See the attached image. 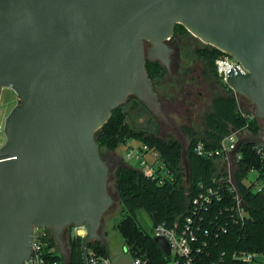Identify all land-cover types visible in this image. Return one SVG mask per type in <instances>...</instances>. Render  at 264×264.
<instances>
[{
	"label": "water",
	"instance_id": "obj_1",
	"mask_svg": "<svg viewBox=\"0 0 264 264\" xmlns=\"http://www.w3.org/2000/svg\"><path fill=\"white\" fill-rule=\"evenodd\" d=\"M177 23L243 64L247 71L230 68L227 82L264 119V0H0V86L19 97L0 147V264L30 255L35 226L51 228L68 264L70 224L87 226V261L115 201L114 158L98 143L113 110L136 97L178 130L146 66L170 70ZM242 144L264 148V133L238 134L233 169ZM155 241L170 254L165 237Z\"/></svg>",
	"mask_w": 264,
	"mask_h": 264
},
{
	"label": "trees",
	"instance_id": "obj_2",
	"mask_svg": "<svg viewBox=\"0 0 264 264\" xmlns=\"http://www.w3.org/2000/svg\"><path fill=\"white\" fill-rule=\"evenodd\" d=\"M179 27L187 30L183 24L177 23L175 31L179 35H181ZM195 52L197 57L204 62L203 73L206 79L219 83L223 91H216L213 94L209 107L202 114L203 128L201 130L187 122L179 127L187 138L185 155L187 167L184 165V144L180 138L173 133L161 135L159 132L162 128L158 129V132H153L132 127L126 120L122 104L113 110L98 138L100 151L101 147L115 151L121 144H127V148L133 144L128 142L129 140H137L140 142L139 145L147 144L151 149L159 152L166 167L173 175V180L167 179L160 184L158 180L148 177L140 168L128 163L121 162L114 168V184L122 213V218L118 223L119 230L131 250L138 253L134 257H144L148 260V264H165L168 257L155 241L153 233L143 230L139 225L137 211L145 210L152 220L153 227L159 222H165L169 226H178L189 213L192 199L201 190L214 184L216 177L228 173L222 157L208 158L198 155L194 150L195 145L202 141L205 147L216 149L233 130H239L241 134L260 135L264 133L263 120L255 116L252 118L244 116L243 112H250V108L242 104L241 98L237 96L234 89L217 73L216 59L228 53L207 43L197 48ZM146 66L157 89L168 70L159 61L147 60ZM137 100L148 110L139 99ZM238 150L241 157L236 161L233 177L249 213V218L243 225L231 224L229 226L228 232L211 245L210 254L203 255L205 264H211L212 260L222 251L227 254L228 264H242L231 259L234 251L264 252L263 162L253 144H242ZM253 169L258 170V179L263 182L259 186L247 181ZM225 199L227 201L230 199L227 191H225ZM89 245L109 255L106 244L101 240H93ZM141 247L145 250L144 254H142ZM68 250V264H85L81 237H69Z\"/></svg>",
	"mask_w": 264,
	"mask_h": 264
},
{
	"label": "built area",
	"instance_id": "obj_3",
	"mask_svg": "<svg viewBox=\"0 0 264 264\" xmlns=\"http://www.w3.org/2000/svg\"><path fill=\"white\" fill-rule=\"evenodd\" d=\"M238 66L242 72H246L243 64L231 54L221 56L216 59V69L218 75L227 82V71ZM230 86V85H229ZM231 87V86H230ZM235 91V90H234ZM237 96L242 98L236 91ZM2 90H0V101ZM244 116L252 118L250 112H243ZM239 130H233L226 136L221 145L216 148H207L202 141H199L194 150L203 157H222L226 164L228 173L216 177L214 184L204 188L192 199L189 213L178 226H169L165 222L154 225L152 231L155 236L165 237L171 248L170 254H166L168 260L165 264H205L204 254H210L211 245L219 240L221 236L228 232L231 224L243 225L249 218V213L245 203L238 191L233 177V161L231 150L238 139ZM6 139L4 132V122H0V147ZM256 152L260 155L264 166V148L254 145ZM126 160H136L140 169L150 178L158 180L162 184L167 179L173 180V175L168 170L165 162L157 150L151 149L147 144L135 146L131 144L126 148ZM241 157L239 150L236 151L235 159ZM235 167V166H234ZM256 170V169H253ZM252 170V171H253ZM258 171V170H256ZM259 173V172H258ZM227 191L230 199H225ZM87 233L86 224L68 225L62 234L67 244L69 237H83ZM261 253L253 251L238 250L231 254V259L239 263H252ZM69 255V250H68ZM69 260V257H68ZM66 258L58 248L50 227H34L33 242L30 255L20 264H65ZM85 264H114L110 255L99 252L90 245L87 249V261ZM133 264H148V260L141 256L134 257ZM211 264H228L227 254L222 251Z\"/></svg>",
	"mask_w": 264,
	"mask_h": 264
},
{
	"label": "rangeland",
	"instance_id": "obj_4",
	"mask_svg": "<svg viewBox=\"0 0 264 264\" xmlns=\"http://www.w3.org/2000/svg\"><path fill=\"white\" fill-rule=\"evenodd\" d=\"M187 29V28H186ZM181 33L182 44L178 61H173L170 65V70L161 80L157 90L160 96L171 98L172 104L163 105L170 120L178 128H171L166 123L158 121L137 99L130 97L126 103L122 104V109L126 113V120L134 128L146 129L153 132H158L161 128V135L173 133L177 138H180L184 144H187V138L182 134L180 125L182 123H190L198 130L203 128L202 114L210 105L211 98L216 91H223L220 84L214 80L206 79L203 68L204 62L197 57L195 50L205 43L188 29L185 30L179 27ZM2 98L0 101V122H5V118L18 102V95L11 87H1ZM188 90H192L193 95L189 99H185V94ZM244 102L246 108L251 107V101L242 96L240 99ZM264 122V119H262ZM159 129V130H158ZM133 145L138 146L139 141L129 140ZM126 145L121 144L115 151H109L105 147H101L102 155H111L114 160L110 163L111 175L109 179V187L115 196L114 203L104 214L100 233L102 234V242L108 248L109 255L114 264H133L135 253L131 250L130 245L126 242L124 236L119 230L118 223L122 218L121 203L117 197L114 184V168L117 164L125 162L140 168L139 163L132 159L127 161L125 157ZM184 165L187 167L185 158ZM187 170V168H186ZM259 173L253 170L249 174L247 181L254 183L255 186L261 185L263 182L258 179ZM137 219L143 230L153 233V223L148 213L140 209L137 211ZM142 254L145 253L141 247ZM139 250V251H141ZM251 264H264V252L259 254Z\"/></svg>",
	"mask_w": 264,
	"mask_h": 264
},
{
	"label": "flooded vegetation",
	"instance_id": "obj_5",
	"mask_svg": "<svg viewBox=\"0 0 264 264\" xmlns=\"http://www.w3.org/2000/svg\"><path fill=\"white\" fill-rule=\"evenodd\" d=\"M167 43L171 46H174V51L171 53V63L173 61H178L179 60V55H180V48H181V44H182V38L181 36L175 31L174 29V34L173 36L167 41ZM150 46V42H146V47ZM193 95L192 90H188L185 94V99H189L191 98V96ZM172 99L171 98H165L163 105H169L171 106L172 104ZM112 162V160H111Z\"/></svg>",
	"mask_w": 264,
	"mask_h": 264
},
{
	"label": "crops",
	"instance_id": "obj_6",
	"mask_svg": "<svg viewBox=\"0 0 264 264\" xmlns=\"http://www.w3.org/2000/svg\"><path fill=\"white\" fill-rule=\"evenodd\" d=\"M242 102V104L244 103L243 101H241Z\"/></svg>",
	"mask_w": 264,
	"mask_h": 264
}]
</instances>
